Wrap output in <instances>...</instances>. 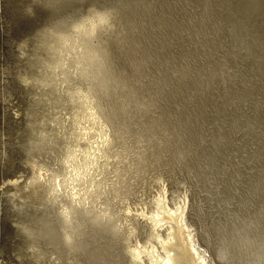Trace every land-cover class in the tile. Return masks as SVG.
<instances>
[{"label":"rangeland","instance_id":"obj_1","mask_svg":"<svg viewBox=\"0 0 264 264\" xmlns=\"http://www.w3.org/2000/svg\"><path fill=\"white\" fill-rule=\"evenodd\" d=\"M90 2L118 9L117 30L97 41L110 47L118 77L102 100L82 90L73 96L71 80L61 84L63 97L34 98L18 82L21 43L51 14L34 6L29 17L31 0H0V264H33L17 225L54 223V195L60 208L126 225L119 264H136L129 250L137 242L160 248L150 235H167L165 226L157 232L135 215L157 211L160 196L170 207L185 203L199 251L233 206L264 197V0ZM82 55L78 47L67 53L73 65ZM32 124L48 150L24 151ZM70 162L84 179L72 183ZM37 179L43 199L30 195ZM76 190L86 203L73 198Z\"/></svg>","mask_w":264,"mask_h":264},{"label":"clouds","instance_id":"obj_2","mask_svg":"<svg viewBox=\"0 0 264 264\" xmlns=\"http://www.w3.org/2000/svg\"><path fill=\"white\" fill-rule=\"evenodd\" d=\"M34 6L51 15L21 45L25 49L26 68L18 82L33 90L34 98L44 92L65 93L61 84L71 80L72 95L85 91L97 99L111 94L118 80L110 47L98 44L101 33L117 30L116 7H99L90 0H31L26 15H35ZM65 8L70 10L64 11ZM83 49V55L70 64L67 53ZM75 77V79H72ZM50 141L38 124L29 125L23 149L26 153L48 150ZM55 211V222L43 219L36 224L17 225L23 237L24 251L33 264H119L118 253L125 242L126 225L114 218L92 212L58 207V198L49 201ZM201 255L206 264H264V197H249L231 208L229 216L218 228L207 232L201 241ZM187 260L192 250L178 247ZM178 253V254H179ZM165 264H179L168 254Z\"/></svg>","mask_w":264,"mask_h":264},{"label":"bare ground","instance_id":"obj_3","mask_svg":"<svg viewBox=\"0 0 264 264\" xmlns=\"http://www.w3.org/2000/svg\"><path fill=\"white\" fill-rule=\"evenodd\" d=\"M254 23L255 22H253L252 25ZM248 39H250V38H248ZM254 43H256V42H254ZM115 48H116V46H115ZM252 48L254 49V47H252ZM242 49H243V47H242ZM246 55H248V54L246 53ZM220 61H221V59H220ZM219 75H220V73H219ZM132 93H134V92L132 91ZM82 97H85V96H82ZM138 159L140 160L141 157L139 156ZM77 164L75 162H70V167L72 168V171L74 172V175H73L74 177L72 178V176H71L72 183H73V181L77 180V178H79V180H81L82 178L84 179V176H85L84 175L85 173L80 172V168L77 166ZM137 164H138L137 165V168H138L139 163L137 162ZM42 176H43V173L41 171L40 174H39V177H42ZM91 181H93V180H91ZM43 186H44V182H42L39 179H37V182H36V185L34 187V190H33L32 193H30V195L36 197L37 199H43L45 197L42 194V188H43ZM76 187H78V186H76ZM117 192H119V191L117 190L115 193H117ZM80 193H82V192H80L79 190H76L73 194H71V195H73V198H75L78 201L79 205L83 202V196ZM90 193H91V191H90ZM101 194H102V192H101ZM87 196L90 197V195H87ZM70 197L72 198V196H70ZM156 200H157V205H158V210L157 211L150 212V213H146L145 211L144 212L143 211H141V212H135V215L146 218L150 222L151 228L154 229L157 232H159V229L160 228L162 229L165 226V230L168 232V234L165 235V236H162V235H159L158 233L156 235H154L152 233V235H150V237H152V238L154 237L158 241V243L160 244V248L157 247L156 245H154L151 241H148L147 244H144V245L143 244H139L137 242V244H135V246L131 247L130 250H129V254H130L131 258L135 261L136 264L137 263H141V264H146V263L147 264H165V261L168 259V254L171 253L173 256H176V259L178 260L179 264H206L205 256L201 255V251H199V249L196 247V244H195L194 239H193V236H192V232H191V230H189L190 228L188 227V225H187V223L185 221V217H184L185 203L180 204V205H178L176 207H170L166 203V198L164 196H160ZM78 203L76 205H78ZM72 204H74V203H72ZM87 204H88V202H87ZM89 204H90V200H89ZM88 207H87V209H88ZM73 209H74V206L73 207L68 206L66 208V210L68 211V214L70 216H71L72 212L75 210V209L74 210ZM82 209H83V207H82ZM105 210L102 211V213L104 215H105V213L107 211V210L106 211ZM178 247H186V248L192 250V252H191V260L190 261L187 260V257L184 256L183 253H179Z\"/></svg>","mask_w":264,"mask_h":264}]
</instances>
